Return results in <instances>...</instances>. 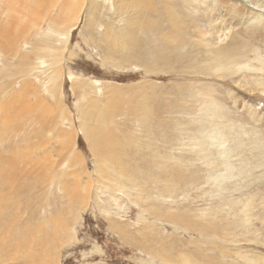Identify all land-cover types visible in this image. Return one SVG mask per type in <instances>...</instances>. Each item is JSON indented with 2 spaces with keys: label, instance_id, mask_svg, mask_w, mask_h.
Returning a JSON list of instances; mask_svg holds the SVG:
<instances>
[{
  "label": "rangeland",
  "instance_id": "1",
  "mask_svg": "<svg viewBox=\"0 0 264 264\" xmlns=\"http://www.w3.org/2000/svg\"><path fill=\"white\" fill-rule=\"evenodd\" d=\"M113 1H105L111 15ZM147 1L162 19L157 25L165 35H182L190 44L198 40L201 31L188 24L189 13L198 17L203 38L212 45L225 44L230 33L243 38L252 33L246 61L256 64L250 60L254 51L264 61V14L256 15L261 3L237 0L244 9L232 22L225 5L233 7L234 0H172L166 7ZM122 7L117 13L125 12ZM178 10L183 18L169 27L168 11ZM194 10L209 13L224 27L211 34L209 21ZM27 16L32 15L19 13L11 19L15 24L10 20L12 30L0 29V264H176L181 256L205 264H236V251L264 259L263 229L256 225L257 235L244 237V231L252 230L234 225L239 205L230 209L231 201L243 200L258 185L216 190L207 179L212 174L205 173L209 167L200 161L201 147L189 136L197 127L188 124L210 99L237 120L245 108L259 106L264 127V92L253 88L248 95L246 90L249 76L259 73L240 68L220 78L202 63L182 76L164 72L163 63H125L120 53L108 57L99 45L84 41L102 31L98 26L95 34L84 33V13L60 52L63 39L54 42L56 48L45 44L50 19ZM141 36L155 48L165 45L153 35ZM48 49L53 50L50 56L39 60ZM174 53L178 50L170 56ZM199 58L201 54L194 59ZM241 73L247 75L245 81L237 79ZM98 117L117 142L107 152L111 159L93 148L82 128L90 132ZM213 160L217 163V154ZM213 224L216 228H210Z\"/></svg>",
  "mask_w": 264,
  "mask_h": 264
},
{
  "label": "bare ground",
  "instance_id": "2",
  "mask_svg": "<svg viewBox=\"0 0 264 264\" xmlns=\"http://www.w3.org/2000/svg\"><path fill=\"white\" fill-rule=\"evenodd\" d=\"M105 1L106 0H0V16H2L1 20L3 22L2 25H0V29L8 31L12 30L11 26L15 24L16 20L12 21L11 19H15V17L17 18L19 16V13L22 15H32L27 17H35L40 15L45 19H50L47 22V31L44 30L46 32L44 33V35L46 34V36L48 37V41H45V44L48 45V42H50L54 45L53 47H55V41L61 38L65 41V43H62L61 47L57 50L62 52L66 48V42H69L71 30L79 21L81 13H84L85 23L82 26V30L84 33L88 35V32L91 31L90 35H92L95 34V31L93 30H95L98 26L102 28L99 37L94 38L90 36V38L88 39L87 36L83 38L84 41L87 42V44L93 43V45H99L101 50H105L104 52L108 57L113 56L116 53H120V59L124 60L123 62H134L140 65H144L148 62L155 64L163 63L165 68L163 69L164 72L170 71L174 74H182V76H185V74L188 75L191 68L201 67L202 63H205V68L210 69V67H212L214 69V73L217 74V76H219L220 78H224L227 75H234L240 68H244L246 70L250 69L251 71H257V73L259 74L256 76H249L251 80L250 82H248L250 84V87L246 89L247 94L248 91L250 93L253 88L258 89V91L264 92V61L255 51L252 59L250 58V60L255 61L256 64H252L250 63V61H246L247 59L245 57L246 52H248L247 50H250V47H253V42L251 39L252 33H248L249 35L247 38H243V36H241V34L239 35V33L237 32L230 34L228 33L229 35L226 36V40H222L226 42L225 44L217 43L215 41L212 45L203 38L204 34H201V32H205L201 30L196 22V19H198V17H191L188 13L186 16H188L187 20H190V22L187 23L189 25L196 26L197 28L195 29L201 31L198 32L199 39H191L194 43L190 44L189 41L182 35L174 36L173 34H164V29L157 25L162 19L155 17L157 16L158 12L147 0H114L112 4L110 3V5L113 6L115 10H113V15L110 14L112 12H108V5L105 3ZM151 1H154L155 3H161L165 7L168 4L172 5V0H163V2H161L162 0ZM253 1L257 2V4L261 3L262 6L261 8H259L260 12H257L256 15L259 16V14H264V11L262 10L264 9V0ZM125 2L129 3L128 6H125ZM225 2H228V0ZM182 4L184 6L189 5H185L184 3ZM120 6H124L121 8V10L125 11L121 14L117 13L116 10V8ZM225 6L226 9L230 11V21L234 20L233 18L235 15H240V10L244 9V5L238 4L237 0H234V3L232 4L233 7L230 8L227 5ZM234 7H236L237 9H235ZM168 12L169 13L167 14L169 27H171L174 21H178L177 18H183L184 16V12H181L179 10L178 14H174L171 11ZM196 13L201 14L199 10H194V14ZM201 15L203 16V20L209 21L211 34L217 33L220 28L224 27L221 24L218 25V23H221V21L215 22V20L212 19V15H210L209 13ZM241 16H247V14H241ZM105 17H107V19ZM118 17L123 18L124 21L122 22L120 20L121 23H116L115 21L116 19H118ZM3 19L5 20V23ZM10 20L14 23L12 24ZM45 21L42 22L41 28L43 27V23ZM140 33L153 35L155 36L157 41H163L165 45L163 47L158 46L157 48H155L151 46L150 42L144 40L143 36H141ZM116 40H119V45L116 44ZM168 40H171L170 44L167 43ZM185 46H187L186 50L180 51ZM167 49H169V56L164 57ZM175 49L178 50V53H174L170 56L172 51ZM52 51V49L45 50V54L38 55L37 58L41 60L45 56L48 57L50 56L49 53H51ZM199 54H201V58L195 61L194 58ZM200 59L201 62L199 61ZM191 60L194 62L192 65L189 64ZM1 62L4 63L5 61L1 59ZM178 66V69H172V67ZM147 67L149 66L147 65ZM237 79L245 81L247 79V75L245 73H241L237 76ZM234 81L235 77L232 78V82ZM248 83H246V85ZM187 86L188 83H186L184 87ZM251 97L252 96H250V98ZM258 108L259 109L251 107L245 108L244 112L239 115L240 119L237 120L234 117L228 118L226 114L222 112L221 107H219L216 102H213L210 99H206L205 102H202L200 105V115L198 119H191L188 123L194 124V126L197 127L195 134L190 135V133L189 136L192 140L195 139V143L198 141L197 146L201 147L200 149H198V151H200V161H203V166L205 165L206 167H209V169H207L208 171H205V173L208 172L212 174L207 179L212 180L214 187H217L215 188L216 190H224L228 187H232L234 188V190H245V188L250 185H258L257 187L255 186L256 190H249V194L245 193L247 195L243 198V200L230 202V209L233 208L232 210L234 211L236 210L235 207L239 205L236 216L233 217L234 219H236L234 221V225H236L237 223L242 224V226H245V230H249L250 228L252 230L251 233L249 231H244V237L247 235H252L255 237L257 235V229L256 227L255 229L253 227L256 225L260 226V229H263L264 231V127H260L262 125L260 124L262 117L260 118L259 115L262 111V108H260L259 106ZM81 115L84 116L83 110H81ZM261 122L263 123V121ZM94 123L95 125L90 132L89 130L84 129V127L82 128L86 134L91 136L93 141V148L96 149L98 153L101 154L105 159H111L113 156L107 154V152L109 149H111V146L116 147L117 142L112 139L109 133L103 130V117L96 118ZM187 135L188 133L186 132V136ZM195 143H193V145ZM190 144H192V142ZM215 153L219 158V160H217V163H215V160H213L214 162L212 161L213 157L216 156ZM158 157L161 158L160 156ZM158 157H156L155 160H157ZM233 157H235L234 159L237 163H232V160H234L232 159ZM167 159L165 160L167 161ZM158 160L161 162L164 159ZM162 162L165 164L164 161ZM154 165H156L155 161ZM158 166L160 167V165ZM161 167H163V171L161 172L166 173L167 167ZM170 167L172 166H169V170ZM177 174L179 175V173ZM170 177L172 178V174L170 175ZM166 179L169 180L170 178ZM172 179L170 180L171 182H173ZM166 181L164 182L166 183ZM226 185L228 187H226ZM167 188L169 190V187ZM171 191L172 189L170 188L168 192L172 193ZM223 208L225 209L226 207ZM257 208L258 210L254 212ZM220 221L224 222L225 220L221 218ZM229 223L233 222L229 221ZM229 223H227L226 225H228ZM211 227L216 228L214 224L211 225L210 228ZM234 254L236 264H264V259L261 257H249L246 254H241L240 251H236ZM222 258L227 259L228 257L225 254L222 256ZM222 260L220 262H222ZM178 262L179 263L176 264L206 263L200 262L195 257H193V261H190L186 256L179 257ZM221 264L231 263L222 262Z\"/></svg>",
  "mask_w": 264,
  "mask_h": 264
}]
</instances>
